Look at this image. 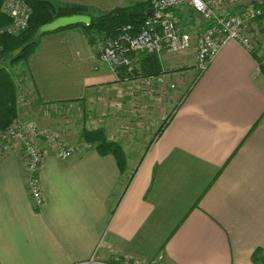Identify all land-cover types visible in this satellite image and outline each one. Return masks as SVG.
<instances>
[{"label":"crops","instance_id":"obj_1","mask_svg":"<svg viewBox=\"0 0 264 264\" xmlns=\"http://www.w3.org/2000/svg\"><path fill=\"white\" fill-rule=\"evenodd\" d=\"M48 1L81 5L89 16L151 10L150 0ZM176 14L189 28L202 24L187 6ZM257 35V50L231 40L199 75L194 50L155 53L165 83L153 79L145 89L117 80L99 58L100 40L80 25L42 35L24 65L20 114L71 107V121L41 127L79 148L59 159L40 141V206L20 148L0 158V264H74L94 251L98 260L127 255L147 264H261L264 73L254 53L264 52V31ZM98 128L124 150L122 168L83 140V129Z\"/></svg>","mask_w":264,"mask_h":264},{"label":"built area","instance_id":"obj_2","mask_svg":"<svg viewBox=\"0 0 264 264\" xmlns=\"http://www.w3.org/2000/svg\"><path fill=\"white\" fill-rule=\"evenodd\" d=\"M236 0H150L152 12L138 26L120 25L116 33L100 41L99 58L106 62L117 80L133 88H148L155 79L165 83L164 77L142 74L138 57L143 54L162 53L176 55L194 50L196 71L201 74L223 47L235 40L249 51L258 48L256 34L264 31V2L243 6L236 13L223 12L228 3ZM262 4V5H259ZM183 6L199 15L202 24L185 26L176 12ZM1 12L9 23L0 27L3 34H18L29 24L32 9L26 0H3ZM198 26V27H197ZM121 72V74H120ZM174 87V84H171ZM25 91L18 94V104L27 103ZM40 141L46 142L55 157H71L79 147L62 140L59 133L45 129L21 115L0 130V158L20 148L27 172V186L37 206L43 201L39 173L43 167L45 151ZM87 144L85 147H89ZM74 264H147L127 255H114L108 260L96 259V251L86 261Z\"/></svg>","mask_w":264,"mask_h":264},{"label":"trees","instance_id":"obj_3","mask_svg":"<svg viewBox=\"0 0 264 264\" xmlns=\"http://www.w3.org/2000/svg\"><path fill=\"white\" fill-rule=\"evenodd\" d=\"M2 1L3 0H0V6ZM26 1L32 9L28 27L16 35L3 34L0 36V130L8 127V125L15 117H17L19 113L18 94L21 91L20 85L8 70L7 65L17 66L20 64L22 66L20 69V71H22L21 75H23V73L26 72L24 65L27 59L36 50L41 36L45 34L37 33V29L42 24L63 15L79 13L86 14L85 8L81 5H55L48 0ZM259 1L260 0L250 1V3L254 5L257 3H263ZM145 16H147V11L143 8V5L116 7L104 14L91 16V22L89 24L76 25H80L82 27L90 41H98L105 36H111L115 34L117 28L122 24L130 23L134 26H138ZM9 21V18L5 16L0 10V27L8 24ZM254 56L256 57L261 70L264 73V52H262L261 56H258V52L254 53ZM139 67L142 74L144 75H156L163 71L160 68V63L155 53H150L145 56L140 62ZM82 137L84 141L91 143L94 149L99 153L113 154L117 160L119 168H122V164L125 163V155L122 147L119 143L108 140L101 128L94 130H83ZM261 264H264V260L261 261Z\"/></svg>","mask_w":264,"mask_h":264},{"label":"rangeland","instance_id":"obj_4","mask_svg":"<svg viewBox=\"0 0 264 264\" xmlns=\"http://www.w3.org/2000/svg\"><path fill=\"white\" fill-rule=\"evenodd\" d=\"M240 1H244V0H240ZM249 1V2H248ZM250 1L251 0H245V2H246V4H243V5H241L240 7H238V8H241V7H243V6H247V5H250L251 3H250ZM259 2H264V0H260ZM258 34V33H257ZM256 34V36H258ZM88 38V37H87ZM102 40V39H101ZM100 40V41H101ZM169 63H164V66L166 67L167 65H168ZM7 67H8V70L11 72V74L14 76V78L19 82V85H20V90L21 91H25L26 93L27 92H29V88L27 87L28 86V83L26 82V80H27V75H26V72L25 73H23V75H21V72L22 71H20V69L22 68V66L19 64V65H17V66H10V65H7ZM25 93V94H26ZM30 94V93H29ZM30 96H32L31 94H30ZM26 98H27V96H26ZM33 98V97H32ZM30 100V103H31V98H29ZM26 104V103H25ZM24 104V105H25ZM32 105V104H31ZM80 105H82V103L80 104ZM18 107H19V113H18V115H17V117L19 116V115H21L20 114V112H21V109L22 108H20V105L18 104ZM70 108L71 107H66L65 109V111H62L61 112V114H59V113H56V111L54 110V109H58V108H54V106L52 107V106H49V107H47V109H48V111H47V114H45L44 113V111L43 110H40V113H39V109L38 110H36V111H34V113H33V115H31V118H29L31 121H33V122H35V124H37L38 126H40L41 127V125H46V126H48L47 124L48 123H57L59 126H63V125H65V123L66 122H68L69 120L71 121L72 120V117L69 115V110H70ZM41 114H42V117H41ZM16 118V117H15ZM14 118V119H15ZM73 119H75V118H73ZM40 120L41 121H43V120H45L47 123H44V124H42V123H40ZM42 127H45V126H42ZM83 130H88V129H83ZM58 132V131H57ZM59 133V132H58ZM60 135V134H59ZM61 136V135H60ZM62 138V137H61ZM63 140V139H62ZM74 146V145H73ZM124 151V150H123Z\"/></svg>","mask_w":264,"mask_h":264},{"label":"water","instance_id":"obj_5","mask_svg":"<svg viewBox=\"0 0 264 264\" xmlns=\"http://www.w3.org/2000/svg\"><path fill=\"white\" fill-rule=\"evenodd\" d=\"M152 12V10H150ZM149 12V13H150ZM91 22V16L83 13L63 15L56 17L55 19L42 24L38 29L37 33L42 34L58 30L63 27L72 26L76 24H89Z\"/></svg>","mask_w":264,"mask_h":264}]
</instances>
